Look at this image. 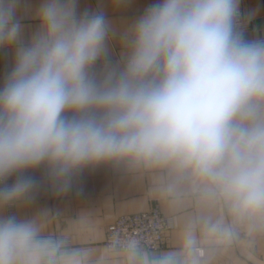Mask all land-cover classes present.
Wrapping results in <instances>:
<instances>
[{
  "label": "clouds",
  "instance_id": "obj_1",
  "mask_svg": "<svg viewBox=\"0 0 264 264\" xmlns=\"http://www.w3.org/2000/svg\"><path fill=\"white\" fill-rule=\"evenodd\" d=\"M241 2H146L113 60L104 11L43 0L25 40L21 0H0V48H14L0 85V204L33 189L29 169L63 191L85 167L128 161L190 169L238 213H264V39L246 38ZM37 235L32 221L0 219V264H50Z\"/></svg>",
  "mask_w": 264,
  "mask_h": 264
},
{
  "label": "crops",
  "instance_id": "obj_2",
  "mask_svg": "<svg viewBox=\"0 0 264 264\" xmlns=\"http://www.w3.org/2000/svg\"><path fill=\"white\" fill-rule=\"evenodd\" d=\"M42 2L21 0L25 40L39 28L36 13ZM146 2L152 0H80L81 10H102L110 19L113 60L119 58L126 26L143 12ZM241 10L250 14L253 30L249 36L264 37V0H242ZM13 60L14 48H0V85ZM25 175L34 187L16 200L17 221H32L37 236L63 235L80 250L61 254L58 264H153L164 254L174 255L177 264H264V213H238L190 169L180 170L173 164L102 163L75 173L63 191L52 184L43 167L29 169ZM155 204L174 223L159 255L104 246L106 228L116 217L146 212ZM6 218V206L0 204V219Z\"/></svg>",
  "mask_w": 264,
  "mask_h": 264
},
{
  "label": "built area",
  "instance_id": "obj_3",
  "mask_svg": "<svg viewBox=\"0 0 264 264\" xmlns=\"http://www.w3.org/2000/svg\"><path fill=\"white\" fill-rule=\"evenodd\" d=\"M253 30L252 22L246 25V38L256 39L264 37H251L249 34ZM13 183V177L6 181ZM2 186V185H0ZM9 217L16 216V201L4 203ZM174 228L173 219L164 216L155 204L152 209L146 212L125 214L116 217L106 228L104 246L108 250L130 252L132 254L143 250L151 255H159L166 246L170 233ZM37 240L48 243L54 248V255L50 264H58L61 254H77L79 248L70 246L69 239L63 235L37 236ZM201 254V251L197 252ZM46 264H49L45 257Z\"/></svg>",
  "mask_w": 264,
  "mask_h": 264
},
{
  "label": "rangeland",
  "instance_id": "obj_4",
  "mask_svg": "<svg viewBox=\"0 0 264 264\" xmlns=\"http://www.w3.org/2000/svg\"><path fill=\"white\" fill-rule=\"evenodd\" d=\"M152 209V208H151Z\"/></svg>",
  "mask_w": 264,
  "mask_h": 264
}]
</instances>
